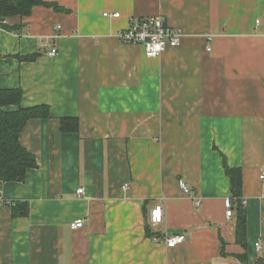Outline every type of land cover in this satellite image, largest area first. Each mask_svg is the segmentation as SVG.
Returning <instances> with one entry per match:
<instances>
[{
    "label": "crops",
    "instance_id": "1",
    "mask_svg": "<svg viewBox=\"0 0 264 264\" xmlns=\"http://www.w3.org/2000/svg\"><path fill=\"white\" fill-rule=\"evenodd\" d=\"M44 1L54 6L8 17L11 30L0 23V88H21V106L49 113L20 134L37 166L0 187V264L264 257V0ZM157 15L183 32L179 46L150 57L116 36ZM63 119L78 131L64 132ZM225 163L241 169L239 199ZM240 204L246 248L236 241ZM157 205L163 221L152 223ZM175 234L185 240L168 247Z\"/></svg>",
    "mask_w": 264,
    "mask_h": 264
},
{
    "label": "trees",
    "instance_id": "2",
    "mask_svg": "<svg viewBox=\"0 0 264 264\" xmlns=\"http://www.w3.org/2000/svg\"><path fill=\"white\" fill-rule=\"evenodd\" d=\"M36 5L54 6L44 0H0V23L11 30L6 19L13 15L28 16ZM57 8V7H56ZM2 55L0 53V59ZM21 88H0V187L7 181H23L27 171L37 166V158L20 140V134L31 118L48 116L46 106L23 107ZM17 105V109L5 107ZM64 132H77V119H63ZM225 171L230 178L232 198L239 199L242 194L241 169L230 167L225 163ZM16 209V208H15ZM15 216L18 212L15 210ZM236 241L247 247V216L240 204L236 223ZM239 262L235 264H264V257L250 262L247 253L237 255Z\"/></svg>",
    "mask_w": 264,
    "mask_h": 264
},
{
    "label": "built area",
    "instance_id": "3",
    "mask_svg": "<svg viewBox=\"0 0 264 264\" xmlns=\"http://www.w3.org/2000/svg\"><path fill=\"white\" fill-rule=\"evenodd\" d=\"M104 15L118 18L121 16V13L119 11L106 12ZM116 36L123 42L142 45L148 56L156 57L161 55L169 47L179 46L183 32L178 28L170 26L163 15H157L132 18L127 28L119 30ZM56 54V48L51 49L49 52L51 56H55ZM260 179L264 183V168L260 173ZM180 186L186 194H191V189L184 180L180 181ZM77 193H84V188H79ZM199 204L197 202V205ZM225 206L226 215L230 219L234 215L232 198L228 197L225 199ZM162 221V205H157L151 212V222L160 223ZM83 224L84 219H77L72 223V227H81ZM184 240L185 234L168 235L166 237V244L168 247H174ZM256 247L260 249L262 247L261 243L257 242Z\"/></svg>",
    "mask_w": 264,
    "mask_h": 264
}]
</instances>
